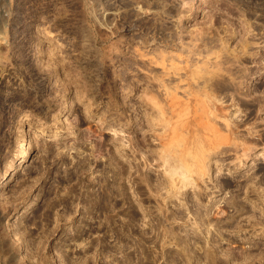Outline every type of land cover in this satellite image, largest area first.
Returning <instances> with one entry per match:
<instances>
[{
  "label": "rangeland",
  "instance_id": "1",
  "mask_svg": "<svg viewBox=\"0 0 264 264\" xmlns=\"http://www.w3.org/2000/svg\"><path fill=\"white\" fill-rule=\"evenodd\" d=\"M4 173L0 264H264V0H0Z\"/></svg>",
  "mask_w": 264,
  "mask_h": 264
},
{
  "label": "bare ground",
  "instance_id": "2",
  "mask_svg": "<svg viewBox=\"0 0 264 264\" xmlns=\"http://www.w3.org/2000/svg\"><path fill=\"white\" fill-rule=\"evenodd\" d=\"M154 112V111H153ZM157 113V111H156ZM164 113V112H163ZM169 113V112H168ZM150 117V116H149ZM156 117V116H155ZM152 118V117H151ZM149 119V118H148ZM155 119V118H154ZM149 123V122H148ZM40 134H44V132H40ZM28 140L26 139H22L19 140V142L17 143V145L14 147V151L17 153V155L19 157H24L26 154V150L28 148ZM175 143V142H174ZM165 148V147H164ZM173 146L171 147V149H165V151L162 153L161 152V157L163 158V160L165 162H168V165L166 167L167 172L172 176L173 174H176L177 176H179L181 178V181L183 182L182 184H186L184 182H191V184L194 185V181L190 180L191 178L188 176V174L186 173V171L183 169L182 164L179 159V157H176L172 151ZM175 148V147H174ZM173 152V153H170ZM159 155V154H158ZM158 161V160H157ZM176 162V163H175ZM169 167V168H168ZM14 168V167H13ZM178 169H182L181 171L177 172ZM184 170V171H183ZM167 174V173H166ZM169 175V176H170ZM6 173H4L2 176H0V183L4 182L6 179ZM179 178V179H180ZM187 180V181H186ZM188 182V183H189Z\"/></svg>",
  "mask_w": 264,
  "mask_h": 264
}]
</instances>
